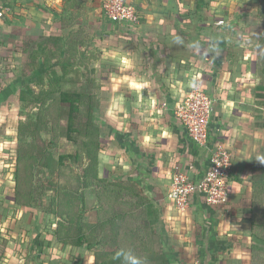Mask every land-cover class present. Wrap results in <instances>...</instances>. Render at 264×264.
I'll return each mask as SVG.
<instances>
[{
	"label": "crops",
	"instance_id": "0c3cea01",
	"mask_svg": "<svg viewBox=\"0 0 264 264\" xmlns=\"http://www.w3.org/2000/svg\"><path fill=\"white\" fill-rule=\"evenodd\" d=\"M187 2L132 0L141 19L132 26L113 23L102 13H86L83 0H75L73 8L65 0H0V28H5L0 30L15 38H34L32 47L21 49L26 55L53 36L73 39L77 51L98 56L88 67L109 72L104 84L113 91L101 122L105 149L114 156H104L103 167H110L115 179L136 184L159 209L170 264H250L252 183L264 162V105L257 70L249 54L233 61L243 51L232 47L243 44L228 23L218 25L205 14L204 1L198 19L181 15ZM19 8L23 19L14 12ZM16 21L24 26L11 30ZM82 37L87 38L84 47ZM77 51L73 53L79 57ZM196 79L213 101L206 147L191 140L174 113ZM1 94L0 107L10 96ZM3 137L0 133V149L9 142ZM216 143L232 157L226 203L208 206L195 192L186 212H178L167 197L173 174L180 170L193 183L201 181ZM6 189L0 190V264H93V253L84 246L55 240L54 218L18 208L11 194L3 196ZM86 205L85 220L93 223L92 191Z\"/></svg>",
	"mask_w": 264,
	"mask_h": 264
},
{
	"label": "trees",
	"instance_id": "16d2710c",
	"mask_svg": "<svg viewBox=\"0 0 264 264\" xmlns=\"http://www.w3.org/2000/svg\"><path fill=\"white\" fill-rule=\"evenodd\" d=\"M74 1L65 0L67 7L73 8ZM188 1L191 3L186 7L181 5V15L198 19L204 1L205 14L214 22L230 24V31L236 32L235 40L243 44L241 48L232 47L243 51L233 61H242L249 54V61L256 66L250 48L254 35L244 24L264 20V0L237 3L231 14L216 11L225 0ZM128 3L134 5L132 0ZM245 14L248 18L243 17ZM256 36L264 43V31ZM79 44L84 47L87 38L82 37ZM75 51L73 39L50 36L26 57L29 73L23 75L27 85L18 97L16 124L9 123L11 128L2 133L7 124L0 123V133L11 140L7 152L0 155L9 159L0 161V174L1 167H13V179L3 182L13 192L15 206L36 208L54 218L55 240L74 248L84 246L93 253V264H170L163 250L159 209L136 184L115 179L111 168L103 167L104 156H114L105 149L106 133L101 122L109 106V94L113 93L111 86L104 84L110 73L88 67L98 58L93 52L81 49L77 57ZM36 71L43 73L36 78L34 88L30 83ZM257 89L264 99V83ZM24 110L27 114L23 116ZM63 124L65 129L61 131ZM61 140L72 142L75 152L59 154ZM114 146L111 144V150ZM259 165L252 183L250 264H264V162ZM89 191L96 199L93 223L85 220Z\"/></svg>",
	"mask_w": 264,
	"mask_h": 264
},
{
	"label": "built area",
	"instance_id": "2783aa9c",
	"mask_svg": "<svg viewBox=\"0 0 264 264\" xmlns=\"http://www.w3.org/2000/svg\"><path fill=\"white\" fill-rule=\"evenodd\" d=\"M102 12L113 23L137 26L140 14L128 0H102ZM218 25L223 22L219 21ZM213 111V101L196 79L185 96L175 106V117L182 123L191 140L206 147L209 139V123ZM232 165V157L227 147L216 143L210 152L209 167L198 183L177 170L172 176L168 199L178 212L184 213L189 207L191 195L200 192L208 206L223 205L227 201V179Z\"/></svg>",
	"mask_w": 264,
	"mask_h": 264
},
{
	"label": "rangeland",
	"instance_id": "374dc122",
	"mask_svg": "<svg viewBox=\"0 0 264 264\" xmlns=\"http://www.w3.org/2000/svg\"><path fill=\"white\" fill-rule=\"evenodd\" d=\"M84 1V5H82L81 8H83L85 11L87 9L86 13H96V14H103L105 16V14L102 12V0H83ZM228 0H225L224 6L221 8V6H219V8H217L218 12H223L224 14H231L233 13L232 11L234 10L235 6L237 3L240 2H245L246 0H230V2ZM251 4L252 3H257L256 0H248ZM233 3V4H231ZM214 9V8H213ZM212 9V10H213ZM20 10H22L21 8H19L17 11V14H19L21 17L22 15H24L22 12H20ZM25 10V9H23ZM215 11V10H213ZM8 15L10 16V12H7ZM85 13V12H84ZM106 17V16H105ZM243 17H247L248 16L245 14L243 15ZM22 19L24 18V16L21 17ZM15 25H12L10 27L11 30H14L15 28L18 27L17 30H20L23 27V22L17 24V21L14 22ZM244 24V23H243ZM19 25V26H18ZM236 25V24H235ZM10 26V25H9ZM230 26V24H229ZM243 26V25H242ZM244 26L248 27L247 30L252 32L251 34L254 35V38H252L250 40V48L252 50H254L255 53V58L257 60L256 62V70H257V79H258V83H264V75L261 74V69L264 68V43H260L257 41V34L261 33L262 31H264V20H252L251 23L246 22L244 24ZM7 27V26H4ZM9 28V27H8ZM1 30H4L5 28H0ZM0 30V92H2L1 96H9V98L5 101H3V104L0 107V123L2 122V124H7V127L4 129L3 132H8L7 130L11 128V125L9 123H15L16 124V119L19 116L18 114V97L20 95V92L25 88V86L27 85L26 80L23 78V75H25L26 73H29V69L27 67V58L26 56H28V54L26 55V53H20L26 46H33V42L36 41L34 38L28 39L25 37H21L19 35V38H15L12 37L11 34H4L2 31ZM22 49V50H21ZM18 59V60H16ZM42 60L40 59L39 62H41ZM41 73H39L38 71L35 72L34 74V78L33 81H31L30 85L31 87H34V82L36 81V78L38 76H41L40 74L43 73V71H40ZM35 88V87H34ZM38 89V88H36ZM264 96V92L261 93ZM2 96V97H3ZM6 96V97H7ZM263 99V98H262ZM262 103H264V99L261 100ZM261 101L259 103H261ZM264 107V106H263ZM35 113V110L32 112ZM27 112L24 110L23 111V116L26 115ZM32 115V114H30ZM23 118V117H22ZM10 121V122H9ZM13 126V124H12ZM14 127V126H13ZM63 127L61 129V131H63L65 129V125L63 124ZM4 135V134H3ZM7 138L8 141L10 142V138L9 136H4L3 138ZM3 140V139H2ZM3 147L0 149V155H2V153L7 152V144L2 145ZM75 146L72 142H68L66 140H61L59 143V148H58V153H62V154H68V153H72L75 152ZM3 160L7 161L9 160L8 158L4 159L1 158L0 156V161L2 162ZM68 162L71 163V160H68ZM13 173V167L9 166L7 168L1 167V176L3 177V180L5 181L6 179H13V177L11 176ZM10 178H8V177ZM6 178V179H5ZM7 182H3L0 183L1 187L0 190H2V192H4V188L6 186ZM6 193L3 194V196H9L10 194L12 195V191L9 189H6ZM50 194V193H48ZM43 201H47V198H44ZM27 212L31 211L32 213L35 214V212H37V209H28L26 210ZM40 227V225H39Z\"/></svg>",
	"mask_w": 264,
	"mask_h": 264
}]
</instances>
